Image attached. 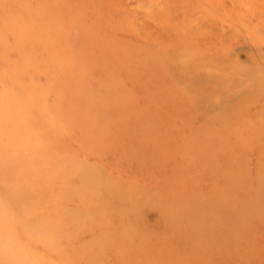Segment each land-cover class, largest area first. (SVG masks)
<instances>
[{
	"label": "rangeland",
	"instance_id": "rangeland-1",
	"mask_svg": "<svg viewBox=\"0 0 264 264\" xmlns=\"http://www.w3.org/2000/svg\"><path fill=\"white\" fill-rule=\"evenodd\" d=\"M0 264H264V0H0Z\"/></svg>",
	"mask_w": 264,
	"mask_h": 264
}]
</instances>
